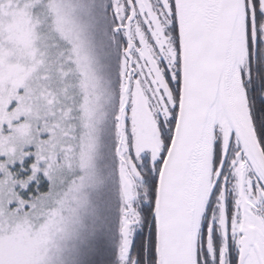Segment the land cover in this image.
Instances as JSON below:
<instances>
[{"label":"snow or ice","instance_id":"obj_1","mask_svg":"<svg viewBox=\"0 0 264 264\" xmlns=\"http://www.w3.org/2000/svg\"><path fill=\"white\" fill-rule=\"evenodd\" d=\"M44 7L49 14L29 16L19 41L0 20V237L16 230L33 241L23 259L0 248V264H113V230L115 264H264V0ZM65 62L90 89L78 162L67 145ZM137 97L159 133L143 151L130 130ZM196 109L226 124L212 125L196 240L182 262L185 192L198 159L185 128ZM109 123L115 204L102 145ZM133 157L140 163L130 170Z\"/></svg>","mask_w":264,"mask_h":264},{"label":"rangeland","instance_id":"obj_2","mask_svg":"<svg viewBox=\"0 0 264 264\" xmlns=\"http://www.w3.org/2000/svg\"><path fill=\"white\" fill-rule=\"evenodd\" d=\"M47 0H0V20L5 22L6 29L12 30L13 39L19 41L25 38L27 19L30 16L33 20L37 17L40 20H44L49 14L48 10L44 7ZM30 4V8H26L25 5ZM69 48V46L67 47ZM66 48V49H67ZM66 63V80H65V91L62 103L65 106V110L68 112V118L65 121V127L67 129V145L74 149V155L79 158L80 145L82 143H87V129L85 128V115L81 117H74L77 113L79 106L85 108L86 104L89 102L90 89L86 86L87 75L82 74V70L76 64ZM80 73V74H79ZM111 78L113 80V86H115L116 79V66L115 60L113 59L111 68ZM77 80V81H76ZM82 97L79 106L77 105V100ZM7 98V96L5 97ZM139 97L136 100V109L134 112V123L130 127V130L135 131V147L140 151L146 148H151L157 144L159 139V133L156 129V123L153 120L151 114L145 107L144 110L140 111L138 107ZM15 108H13V112ZM10 115V114H9ZM21 124L24 122L21 121ZM216 123L226 124V118L223 114L218 116ZM114 142V137L112 135V129L105 133L104 140L102 142L103 150L106 156V163L108 164V169L112 172L110 180V190L112 193L113 203L118 201L119 196V177L116 171V161L111 155L110 149ZM144 159H148V153L144 152ZM133 160L135 158L133 157ZM134 161L129 164V169L131 170V165ZM135 164H139L140 161L135 160ZM77 163H74L75 168ZM118 243V238L113 230L111 244H112V254H113V264H115V248ZM33 241L27 236L26 233L21 231L13 230L9 234H5L0 237V248L3 249L5 255L9 259H23L26 254L31 250Z\"/></svg>","mask_w":264,"mask_h":264},{"label":"water","instance_id":"obj_3","mask_svg":"<svg viewBox=\"0 0 264 264\" xmlns=\"http://www.w3.org/2000/svg\"><path fill=\"white\" fill-rule=\"evenodd\" d=\"M139 110L145 109L143 101L138 100ZM216 114L208 115L205 111L196 109L193 111L189 123L185 128V135L189 147L194 151V157H198L194 165V171L197 173L195 177H190L189 183L186 186L185 201L186 208L184 213L183 225L184 232L182 239L178 242L177 259L186 262L189 257V252L195 244L193 210L198 205L200 195L203 190L206 169L205 158L211 152L212 125L218 120Z\"/></svg>","mask_w":264,"mask_h":264},{"label":"trees","instance_id":"obj_4","mask_svg":"<svg viewBox=\"0 0 264 264\" xmlns=\"http://www.w3.org/2000/svg\"><path fill=\"white\" fill-rule=\"evenodd\" d=\"M61 46L63 47V48H67L69 45L66 43V42H61ZM80 74V73H79ZM77 81V80H76ZM81 101H83L82 100V97H80L78 100H77V102H78V104L76 105L75 104V106H79L80 104H79V102H81ZM84 114V108H82L81 106H79V109H78V111H77V113L76 114H74V117H81V115H83ZM85 121H86V117H85ZM111 127H110V123H109V126H108V129H107V131L106 132H109V129H110ZM134 162H135V160H133Z\"/></svg>","mask_w":264,"mask_h":264},{"label":"bare ground","instance_id":"obj_5","mask_svg":"<svg viewBox=\"0 0 264 264\" xmlns=\"http://www.w3.org/2000/svg\"><path fill=\"white\" fill-rule=\"evenodd\" d=\"M209 156H210V154H209ZM206 183V178H205V182H204V184Z\"/></svg>","mask_w":264,"mask_h":264}]
</instances>
